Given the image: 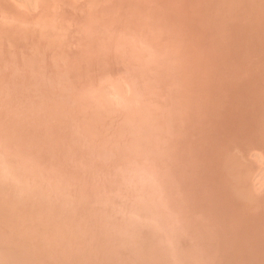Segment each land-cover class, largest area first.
Returning <instances> with one entry per match:
<instances>
[{"label": "rangeland", "instance_id": "rangeland-1", "mask_svg": "<svg viewBox=\"0 0 264 264\" xmlns=\"http://www.w3.org/2000/svg\"><path fill=\"white\" fill-rule=\"evenodd\" d=\"M0 264H264V0H0Z\"/></svg>", "mask_w": 264, "mask_h": 264}]
</instances>
